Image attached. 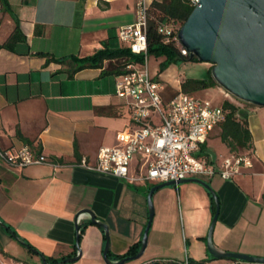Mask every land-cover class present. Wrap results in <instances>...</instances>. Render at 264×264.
I'll list each match as a JSON object with an SVG mask.
<instances>
[{"label": "crops", "instance_id": "obj_1", "mask_svg": "<svg viewBox=\"0 0 264 264\" xmlns=\"http://www.w3.org/2000/svg\"><path fill=\"white\" fill-rule=\"evenodd\" d=\"M8 2L25 41L17 43L14 52L0 49V149L27 145L48 162L10 167L0 160V221L17 236L0 226V264H43L20 240L45 257H74L77 236L80 255L65 264H105L103 229L88 214L75 219L84 208L108 225V257L118 260L141 242L148 220L147 194L159 184L143 179L131 182L79 164L82 157L93 163L99 147L115 145L116 133L130 123L124 101L114 93L119 74L102 75L108 64L104 61L102 68H84L69 76L70 64L46 63L36 53L83 57L101 48L109 36L110 46H121L118 29L135 21V1ZM14 24L13 15L1 11L0 5V44ZM37 25L40 35L35 33ZM246 110L252 167L231 179L216 174L202 180L219 203L212 233L216 248L264 257V106L250 104ZM208 141L209 137L204 152ZM224 148L225 153L217 157H201L220 162L230 153ZM129 174L140 175L137 159L132 160ZM211 198L210 191L196 182L156 189L147 246L129 264L158 259L181 262L183 253L192 264H261L209 254L206 237L215 212Z\"/></svg>", "mask_w": 264, "mask_h": 264}, {"label": "built area", "instance_id": "obj_2", "mask_svg": "<svg viewBox=\"0 0 264 264\" xmlns=\"http://www.w3.org/2000/svg\"><path fill=\"white\" fill-rule=\"evenodd\" d=\"M135 21L118 29V38L134 54H144V62L125 65L114 85L117 98L124 101L129 125L116 133L117 143L99 147L90 163L85 157L79 164L89 170L124 178L131 182L143 179L154 183L178 181L184 178H210L219 175L231 179L242 169L252 167L250 153H229L220 162L199 156L209 134L223 120V109L208 99L178 90L170 97L162 94L160 80L150 76L146 51V26L150 3L134 0ZM196 5L198 0H190ZM158 32L166 40L175 41L181 55H188L174 35L173 25H159ZM225 96H230L225 93ZM133 159L138 160L139 176L129 174ZM0 160L10 167H24L48 162L43 154H36L27 145L16 150L0 149ZM145 264H192L185 255L176 262L158 259Z\"/></svg>", "mask_w": 264, "mask_h": 264}, {"label": "water", "instance_id": "obj_3", "mask_svg": "<svg viewBox=\"0 0 264 264\" xmlns=\"http://www.w3.org/2000/svg\"><path fill=\"white\" fill-rule=\"evenodd\" d=\"M179 44L190 57L211 64L210 75L217 85L234 98L255 106H264V0H198L177 32ZM183 182H196L207 188L215 204V212L208 228L206 245L215 258L240 259L264 264V257L239 252L221 251L213 243L212 233L219 212L216 193L209 184L199 178H184L178 181L159 183L147 194L148 220L135 255L111 260L109 227L95 218L90 209H80L76 215L88 214L90 221L103 229L105 264H123L139 258L146 246L148 231L153 218L152 193L159 188ZM0 226L6 225L0 221ZM78 230V225H75ZM10 234L17 238L12 232ZM21 242V241H20ZM22 243V242H21ZM23 244V243H22ZM78 253L66 258L64 264L76 260L80 255L78 236L75 241ZM45 262V257L38 254Z\"/></svg>", "mask_w": 264, "mask_h": 264}, {"label": "trees", "instance_id": "obj_4", "mask_svg": "<svg viewBox=\"0 0 264 264\" xmlns=\"http://www.w3.org/2000/svg\"><path fill=\"white\" fill-rule=\"evenodd\" d=\"M0 5L1 11L8 12L13 15L15 22L14 28L9 36L0 44V49L14 52L16 44L25 41V35L21 30L19 19L14 16V13L11 10L8 0H0ZM193 7L194 5L190 0H153L151 2L148 9V19L146 26V56L158 57L164 55L166 57V61L161 67L160 71H162V69L172 59L182 61H198L195 57H190L189 55H181L179 48L175 44V41L172 40V37L169 41H167L166 36L163 33L158 32L159 25L171 24L175 28L174 35H177L179 28L186 20ZM35 33L37 35H40L42 33V29L38 25L35 27ZM110 38L112 37L109 36L107 40L102 41L101 48L97 49L92 54L83 57H79L76 55L54 57L52 54L44 52H37L36 54L44 57L46 63L56 62L59 64H70L71 67L68 70L69 76H72L76 71L84 68H102L104 61H108V64L104 69H102V75H118L124 72L125 65H127L128 63L144 62V54H134L124 44H122L121 46H110L107 42ZM114 61L115 63H113ZM210 68L211 67H209V75L207 79H184L181 83V91L191 93L197 90L215 86L216 83L210 75ZM240 104H242L243 106H241ZM247 105L250 104L238 99H224L220 104L223 109L224 115L223 120L217 126V128L219 129L218 136L230 152L241 150L244 151L243 153H250L251 151L252 136L248 127V111L246 110ZM17 134L20 138L25 140L27 144H30V141L25 139L19 133V131H17ZM203 147L204 144L202 145V148ZM207 155L208 154H199V156L203 157H207ZM211 201L212 210L214 212L215 206L212 198ZM5 229L9 233L12 232L16 236V234L7 225ZM20 241L29 249V251L35 254H41L25 241ZM139 247L140 243L131 245L127 252L119 258L129 255H135ZM109 253L110 252H108V255ZM65 259L66 258L53 259L51 257H45V262L47 264H58L60 262H63Z\"/></svg>", "mask_w": 264, "mask_h": 264}, {"label": "rangeland", "instance_id": "obj_5", "mask_svg": "<svg viewBox=\"0 0 264 264\" xmlns=\"http://www.w3.org/2000/svg\"><path fill=\"white\" fill-rule=\"evenodd\" d=\"M166 61V57L162 56H148L147 59V67L150 76L155 78L156 80H160L163 85L162 94L165 97H170L175 94L178 90H181V83L186 78H195V79H207L208 78V70L211 67L210 63L202 62V61H182L177 59H172L163 69L160 71L161 67ZM115 63V61L113 62ZM196 96L201 98L208 99L214 105H220L224 99H236L232 95L225 96L227 93L223 90L219 85H215L212 87H208L206 89L197 90L191 92ZM219 129L214 128L213 131L209 134L208 148L205 152L202 151L203 154H208L209 156H219V154L225 153V145L218 137ZM230 152V151H229ZM244 151L236 150L234 153H243ZM232 153V152H230ZM153 219L151 222V227L153 224ZM150 227V229H151ZM20 258V257H18ZM185 254L180 260H184ZM129 260L125 262V264H129ZM73 263V262H70ZM69 264V263H68ZM132 264V263H130Z\"/></svg>", "mask_w": 264, "mask_h": 264}]
</instances>
